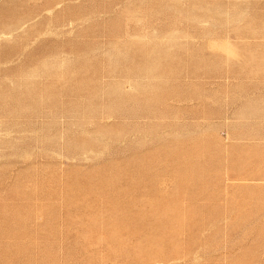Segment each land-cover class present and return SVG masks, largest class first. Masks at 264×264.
Segmentation results:
<instances>
[{
  "label": "rangeland",
  "instance_id": "rangeland-1",
  "mask_svg": "<svg viewBox=\"0 0 264 264\" xmlns=\"http://www.w3.org/2000/svg\"><path fill=\"white\" fill-rule=\"evenodd\" d=\"M263 90L264 0H0V264H264Z\"/></svg>",
  "mask_w": 264,
  "mask_h": 264
},
{
  "label": "crops",
  "instance_id": "crops-1",
  "mask_svg": "<svg viewBox=\"0 0 264 264\" xmlns=\"http://www.w3.org/2000/svg\"><path fill=\"white\" fill-rule=\"evenodd\" d=\"M251 98L244 102V109L250 111L245 114V123L253 125L257 120L264 122L261 114L255 115V109H264V90L250 91ZM252 127V126H251ZM226 154L220 155V168L225 166L227 193L234 195H264V132L247 131L242 137H236L228 144Z\"/></svg>",
  "mask_w": 264,
  "mask_h": 264
}]
</instances>
